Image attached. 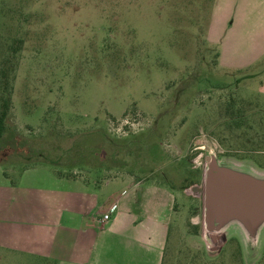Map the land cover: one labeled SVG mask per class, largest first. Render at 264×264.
<instances>
[{"label": "rangeland", "instance_id": "rangeland-1", "mask_svg": "<svg viewBox=\"0 0 264 264\" xmlns=\"http://www.w3.org/2000/svg\"><path fill=\"white\" fill-rule=\"evenodd\" d=\"M263 13L259 0H0V183L40 165L155 184L161 204L150 190L126 226L141 237L132 264H156L159 240L162 264H264V235L213 245L203 228L208 155L264 173ZM0 264L60 263L0 250Z\"/></svg>", "mask_w": 264, "mask_h": 264}, {"label": "crops", "instance_id": "crops-1", "mask_svg": "<svg viewBox=\"0 0 264 264\" xmlns=\"http://www.w3.org/2000/svg\"><path fill=\"white\" fill-rule=\"evenodd\" d=\"M252 1L254 5L257 0ZM113 182L93 185L84 178L59 175L40 165L23 170L15 181H3L0 250L60 264H132L128 252L132 246H140L141 237L127 235L126 226L133 224L134 216L149 213L150 190L154 204H161L162 199L155 184L143 189L142 183H130L127 187L133 191H120L114 187L126 185V181ZM114 204L117 208L103 220ZM152 211L158 213L155 208ZM157 219L154 223L159 225L163 239L169 222ZM154 251L156 264H162L163 241L159 240Z\"/></svg>", "mask_w": 264, "mask_h": 264}, {"label": "water", "instance_id": "water-1", "mask_svg": "<svg viewBox=\"0 0 264 264\" xmlns=\"http://www.w3.org/2000/svg\"><path fill=\"white\" fill-rule=\"evenodd\" d=\"M203 228L213 245L238 229L249 249H257L264 235V173L251 166L206 157Z\"/></svg>", "mask_w": 264, "mask_h": 264}, {"label": "trees", "instance_id": "trees-1", "mask_svg": "<svg viewBox=\"0 0 264 264\" xmlns=\"http://www.w3.org/2000/svg\"><path fill=\"white\" fill-rule=\"evenodd\" d=\"M227 110L228 111L231 110V112H238L239 111V110H237V107H234L232 105H230ZM7 115H8V101L6 100L4 102L3 109L0 113V137L3 136L4 131H5V119H6ZM236 118H239V116H237ZM236 121H240V120L237 119Z\"/></svg>", "mask_w": 264, "mask_h": 264}, {"label": "built area", "instance_id": "built-area-1", "mask_svg": "<svg viewBox=\"0 0 264 264\" xmlns=\"http://www.w3.org/2000/svg\"><path fill=\"white\" fill-rule=\"evenodd\" d=\"M116 208H117V205H116V204L112 205L111 208L109 209V212L106 213V214L104 215L103 220H107V219H109L111 213H112Z\"/></svg>", "mask_w": 264, "mask_h": 264}]
</instances>
